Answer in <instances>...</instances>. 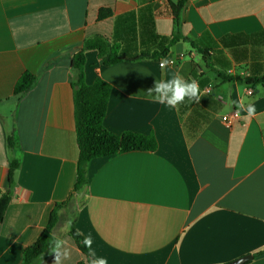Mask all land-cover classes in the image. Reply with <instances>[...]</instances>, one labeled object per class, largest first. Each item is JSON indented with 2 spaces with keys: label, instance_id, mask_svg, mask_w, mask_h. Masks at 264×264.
Listing matches in <instances>:
<instances>
[{
  "label": "crops",
  "instance_id": "crops-1",
  "mask_svg": "<svg viewBox=\"0 0 264 264\" xmlns=\"http://www.w3.org/2000/svg\"><path fill=\"white\" fill-rule=\"evenodd\" d=\"M177 1L0 0V197L11 161L20 163L0 223V264L22 263L75 187L72 58L98 36L126 58L146 56L104 66L97 50L85 52L87 85L111 88L105 127L153 135L157 147L92 159L85 196L57 211L51 248L62 240L64 264H88L74 224L91 236L93 264H232L247 255L245 264H264V87L245 83L264 76V0H186L178 22ZM25 72L36 81L16 95ZM176 74L196 80L201 95L179 111L147 93Z\"/></svg>",
  "mask_w": 264,
  "mask_h": 264
},
{
  "label": "trees",
  "instance_id": "trees-1",
  "mask_svg": "<svg viewBox=\"0 0 264 264\" xmlns=\"http://www.w3.org/2000/svg\"><path fill=\"white\" fill-rule=\"evenodd\" d=\"M185 2L186 0H179L173 4V11L177 22L180 10ZM107 14L108 12L103 10L100 12V17H104ZM182 39L179 35L174 36L170 44L172 45ZM192 45L195 46L193 43ZM88 50H97L101 58V64L104 66H110L125 60L136 61L146 57L126 58L118 53L116 47L111 46L105 38L100 36L85 40L81 50L73 56L72 65L79 71L78 78L72 82L76 135L79 148L77 180L68 200L55 205V208L51 212L48 225L40 237L24 250L21 264H37L41 260V257L48 254L51 248V234L57 223V211L60 207L67 205L72 197L80 195L87 187V167L92 159L135 150H155L157 147V142L153 135H143L134 132L115 134L105 127L104 121L107 114L111 88L101 79H97L93 85H87L85 82V52ZM167 50L161 55H153L152 58L166 55ZM201 53L205 56V52L201 51ZM226 79L228 81H242L239 77H227ZM35 81L36 75L25 72L15 85V94H24L34 85ZM245 83L251 87H264V76L248 78L245 80ZM7 143L10 148L17 147L13 136L8 137ZM19 165L20 163L17 159L11 161L9 183L0 197V223L3 222L7 208L12 200L15 175ZM70 235L82 253L91 261L92 255L89 254V249L84 243V238L77 232L74 224L71 226ZM263 253L264 251H261L257 255Z\"/></svg>",
  "mask_w": 264,
  "mask_h": 264
},
{
  "label": "clouds",
  "instance_id": "clouds-1",
  "mask_svg": "<svg viewBox=\"0 0 264 264\" xmlns=\"http://www.w3.org/2000/svg\"><path fill=\"white\" fill-rule=\"evenodd\" d=\"M167 64V61L161 65L164 67ZM148 96L151 97L155 102L159 104L166 105L170 108L176 109L179 111L180 105L184 104L187 99L188 102L198 103L201 99L199 83L196 80H185L179 74L174 75L169 79L156 80L154 86L147 90ZM238 107L239 103H238ZM248 117L254 116L256 109L253 104H249L246 110ZM53 242V238L51 242ZM55 247L49 250V254L53 255L52 264H64V261L70 258V251L68 249L64 250L63 256H61V248L64 246V241L56 239L54 241ZM84 243L86 247L89 248V254H91V236L85 237ZM41 260L44 264L43 257ZM88 264H93L92 261H89ZM98 264H107V261L100 260Z\"/></svg>",
  "mask_w": 264,
  "mask_h": 264
},
{
  "label": "water",
  "instance_id": "water-1",
  "mask_svg": "<svg viewBox=\"0 0 264 264\" xmlns=\"http://www.w3.org/2000/svg\"><path fill=\"white\" fill-rule=\"evenodd\" d=\"M86 194V188L82 191V193L80 194V197L83 198ZM253 259L252 255H247L244 256L236 261H234L232 264H245L246 262L250 261Z\"/></svg>",
  "mask_w": 264,
  "mask_h": 264
},
{
  "label": "built area",
  "instance_id": "built-area-1",
  "mask_svg": "<svg viewBox=\"0 0 264 264\" xmlns=\"http://www.w3.org/2000/svg\"><path fill=\"white\" fill-rule=\"evenodd\" d=\"M164 62H165V60H164L160 65L164 64ZM253 93H254V91H253L252 89H250V90L247 91V94H248V95H252ZM222 121L229 123L227 117H223V118H222Z\"/></svg>",
  "mask_w": 264,
  "mask_h": 264
}]
</instances>
